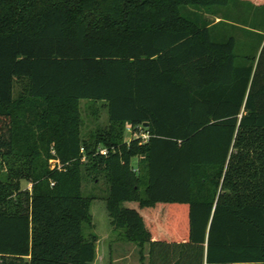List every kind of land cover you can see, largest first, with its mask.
I'll list each match as a JSON object with an SVG mask.
<instances>
[{"label":"trees","instance_id":"trees-1","mask_svg":"<svg viewBox=\"0 0 264 264\" xmlns=\"http://www.w3.org/2000/svg\"><path fill=\"white\" fill-rule=\"evenodd\" d=\"M228 2L0 0V264L94 263L83 172L141 261L148 243L163 264H264V30L236 65L233 38L179 13ZM81 101L107 107L85 138Z\"/></svg>","mask_w":264,"mask_h":264},{"label":"rangeland","instance_id":"rangeland-1","mask_svg":"<svg viewBox=\"0 0 264 264\" xmlns=\"http://www.w3.org/2000/svg\"><path fill=\"white\" fill-rule=\"evenodd\" d=\"M179 13L183 18L199 27L204 23H211L210 35L213 42L223 43L229 38H233L235 41L234 55L236 65L245 64L246 61L253 58H256L255 61H257L263 46L262 44L257 52L260 43L258 35L260 31L264 30V8L253 7L239 0H229L226 6H216L209 9L180 7ZM22 86H24L22 83L15 84V94L21 91ZM79 110L81 120L80 135L82 138L107 125V107L105 102L81 101ZM130 138L131 134L128 133L126 125L124 126L123 140L128 141ZM135 162V160L132 161L133 167ZM4 173L5 166L0 161V175ZM81 182L82 195L92 198L90 214L92 216L93 233L101 236L105 234L109 237L100 246L96 244V257L93 264H163L157 257L151 258V255L149 256L150 250L149 252L146 250V256L141 261L140 248L133 243L127 242L122 237V230H113L111 228V220L106 211L105 202L108 194V185L103 176L89 175L83 172ZM144 187L145 178L142 177L140 183L141 191H143ZM21 189L30 191L31 185L22 181ZM84 232H88L86 227H84ZM142 252L144 253V251Z\"/></svg>","mask_w":264,"mask_h":264},{"label":"built area","instance_id":"built-area-1","mask_svg":"<svg viewBox=\"0 0 264 264\" xmlns=\"http://www.w3.org/2000/svg\"><path fill=\"white\" fill-rule=\"evenodd\" d=\"M127 131L129 134H131V138L128 141H125V143L127 144L130 143L132 140H139L142 144H144L149 139V135L147 132H144L142 130H139L137 132V130H133L129 125H127ZM98 153L105 157L107 156L108 150L106 148H99ZM49 167L51 170L61 169L59 161L53 159L49 161ZM133 171H135V169ZM51 186H53V183H51Z\"/></svg>","mask_w":264,"mask_h":264},{"label":"crops","instance_id":"crops-1","mask_svg":"<svg viewBox=\"0 0 264 264\" xmlns=\"http://www.w3.org/2000/svg\"><path fill=\"white\" fill-rule=\"evenodd\" d=\"M217 20V19H216ZM215 20V21H216ZM263 42H264V40H263ZM111 228L114 230V228L111 226ZM96 234V233H95ZM97 235V237H98V240H97V242H96V244H97V246L99 245L100 246V244L103 242V241H106V240H108L109 239V237L107 236V235H98V234H96ZM116 242H117V240H116ZM148 243H146V244H144L143 245V251H144V253H143V258H145V256H146V250H148V252H149V250H150V247H148ZM149 256H150V254H149Z\"/></svg>","mask_w":264,"mask_h":264},{"label":"water","instance_id":"water-1","mask_svg":"<svg viewBox=\"0 0 264 264\" xmlns=\"http://www.w3.org/2000/svg\"><path fill=\"white\" fill-rule=\"evenodd\" d=\"M148 125L147 124H144V127H147Z\"/></svg>","mask_w":264,"mask_h":264}]
</instances>
